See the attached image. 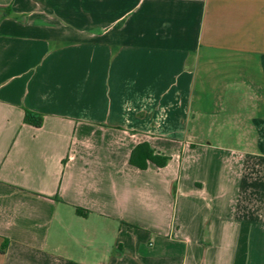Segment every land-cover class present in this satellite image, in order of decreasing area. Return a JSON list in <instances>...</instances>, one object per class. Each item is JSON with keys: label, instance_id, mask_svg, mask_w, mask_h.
I'll return each mask as SVG.
<instances>
[{"label": "crops", "instance_id": "crops-1", "mask_svg": "<svg viewBox=\"0 0 264 264\" xmlns=\"http://www.w3.org/2000/svg\"><path fill=\"white\" fill-rule=\"evenodd\" d=\"M0 264H264V0H0Z\"/></svg>", "mask_w": 264, "mask_h": 264}, {"label": "trees", "instance_id": "trees-1", "mask_svg": "<svg viewBox=\"0 0 264 264\" xmlns=\"http://www.w3.org/2000/svg\"><path fill=\"white\" fill-rule=\"evenodd\" d=\"M42 122H43V117L41 115L35 114L33 112H30V111H24V116H23V123L24 124L35 127V128H39V127H41ZM134 157H135V152L132 153L130 163L132 166H135V167L139 168L140 170L146 169V161H149V162L155 164L157 167L165 166V164L168 161L167 158L159 159L158 157H153L150 154H147L144 157L143 161L141 163H138L134 160ZM76 213L78 215L84 216V213L80 209H76Z\"/></svg>", "mask_w": 264, "mask_h": 264}]
</instances>
